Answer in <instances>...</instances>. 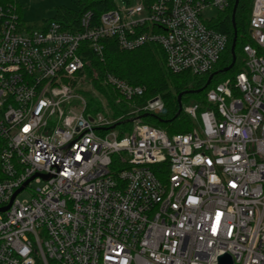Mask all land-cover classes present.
<instances>
[{
  "label": "built area",
  "instance_id": "1",
  "mask_svg": "<svg viewBox=\"0 0 264 264\" xmlns=\"http://www.w3.org/2000/svg\"><path fill=\"white\" fill-rule=\"evenodd\" d=\"M232 2L116 0L98 25L86 14L73 30L26 26L0 8V209L29 182L0 212V264H217L223 254L264 264V0H253L243 70L183 108L190 132L170 137L143 119L117 130L125 114L165 105L137 102L145 88L112 74L103 85L127 113L115 117L95 90L91 107L82 92L86 46L103 59L108 39L126 51L158 45L174 74L211 75L229 40L206 13Z\"/></svg>",
  "mask_w": 264,
  "mask_h": 264
},
{
  "label": "trees",
  "instance_id": "2",
  "mask_svg": "<svg viewBox=\"0 0 264 264\" xmlns=\"http://www.w3.org/2000/svg\"><path fill=\"white\" fill-rule=\"evenodd\" d=\"M77 9L72 10L66 7H59L53 19L44 22L56 21L62 24L66 29H75L78 27L80 20L86 14H91V25H98L103 14L115 9L116 0H75ZM235 0L224 13L216 18L211 27L225 34L228 37V48L218 63L216 69L212 72L218 74L214 77L211 86L232 77L241 72L244 68V62L235 66L228 73H221L222 70L228 68L233 61L231 47L235 35L233 26V9ZM15 8L20 20L24 22L20 0H0V8ZM253 7V0H240L235 15L236 28L238 31V41L236 47L237 56L242 54L243 46L250 40L248 36L249 22ZM43 22V23H44ZM40 26V25H39ZM39 26H32L37 28ZM104 45L103 59L99 57L93 50L86 46L85 52V76L92 86V89L104 94L109 98L111 106L115 109V117L121 116L125 107L115 106L112 103V97L116 95L103 85V81L108 74H112L120 79L127 81L132 86L145 88V94L137 102L144 103L149 99L160 96L167 110L164 115H149L143 118L142 123L154 126L163 130L168 136L177 134H185L190 132L194 127V122L186 115L184 111V101L189 97H194L197 102L205 103L206 91L200 94H185L182 98V112L179 113L178 97L180 94L190 91H198L207 84L210 75L203 77L193 76L191 73L174 74L168 70L166 66L165 53L155 44H149L134 51L121 50L115 39L102 41ZM238 59V57H237ZM91 93V92H90ZM89 94V93H88ZM91 107L99 106V102L92 98L89 102ZM145 115V113L143 114ZM178 115V116H177ZM132 116L125 114L121 126L117 128L119 131L129 133L133 124L129 122Z\"/></svg>",
  "mask_w": 264,
  "mask_h": 264
},
{
  "label": "rangeland",
  "instance_id": "3",
  "mask_svg": "<svg viewBox=\"0 0 264 264\" xmlns=\"http://www.w3.org/2000/svg\"><path fill=\"white\" fill-rule=\"evenodd\" d=\"M20 7L22 10L23 20L26 26H39L45 20L53 19L56 15V10L59 7H66L72 10L77 9V5L75 0H20ZM207 16L218 18L220 16L219 11L216 9L209 10L206 13ZM238 64L242 63L243 55L241 53L238 54ZM92 86L89 81H86L83 84L82 92H84L85 99L87 102H91L92 98H94V102L100 100L101 96L94 94L96 97H92ZM86 92H89L87 94ZM196 99L194 97H189L187 101H184L183 106H189L196 103ZM35 186L31 187L30 189L34 188ZM31 192L25 191L20 196L22 201L30 200L31 199Z\"/></svg>",
  "mask_w": 264,
  "mask_h": 264
},
{
  "label": "water",
  "instance_id": "4",
  "mask_svg": "<svg viewBox=\"0 0 264 264\" xmlns=\"http://www.w3.org/2000/svg\"><path fill=\"white\" fill-rule=\"evenodd\" d=\"M239 1L240 0H236V2H235L234 9H233V18H232L233 26H234V30H235V35H234V39H233V43H232V47H231V54H232L233 61H232V64L228 68L222 70L221 73H228L235 66V64L237 62L236 47H237V41H238V31H237V28H236L235 15H236V11H237V8H238ZM217 74H218V72L213 73V74L210 75V77L208 78L207 84H206V86L204 88H202V89H200L198 91L185 92V93L179 95L178 102H179L180 109H179L178 115L181 114V112H182V98H183V96L185 94H189V93H191V94H195V93L200 94V93H203L211 85L214 77ZM166 112H167V110L164 109L163 114H166ZM149 115L150 114H145L143 116H139V117H137L135 119L130 120L129 122H134V121L142 120L143 118H146ZM118 125H120V123L117 124V125H114L112 127V129H115ZM28 183L29 182H27L24 187H22L20 190H18L15 193V195H14L11 203L7 207L0 209V212H5V211H7L11 207V205H12L14 199L16 198V196L20 192H22L24 190V188L28 185ZM217 264H234V260H233L232 256H230L229 254H223V255H221V256H219L217 258Z\"/></svg>",
  "mask_w": 264,
  "mask_h": 264
},
{
  "label": "snow or ice",
  "instance_id": "5",
  "mask_svg": "<svg viewBox=\"0 0 264 264\" xmlns=\"http://www.w3.org/2000/svg\"><path fill=\"white\" fill-rule=\"evenodd\" d=\"M218 216H219V214H218Z\"/></svg>",
  "mask_w": 264,
  "mask_h": 264
}]
</instances>
